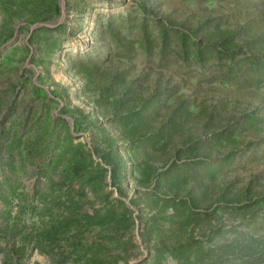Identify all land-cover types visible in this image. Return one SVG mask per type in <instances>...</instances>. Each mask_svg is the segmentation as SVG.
<instances>
[{
    "label": "rangeland",
    "instance_id": "1",
    "mask_svg": "<svg viewBox=\"0 0 264 264\" xmlns=\"http://www.w3.org/2000/svg\"><path fill=\"white\" fill-rule=\"evenodd\" d=\"M0 264H264V0H0Z\"/></svg>",
    "mask_w": 264,
    "mask_h": 264
}]
</instances>
